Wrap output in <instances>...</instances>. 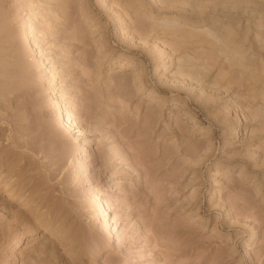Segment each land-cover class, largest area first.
<instances>
[{"label":"rangeland","instance_id":"rangeland-1","mask_svg":"<svg viewBox=\"0 0 264 264\" xmlns=\"http://www.w3.org/2000/svg\"><path fill=\"white\" fill-rule=\"evenodd\" d=\"M160 1L0 0V264H264V6Z\"/></svg>","mask_w":264,"mask_h":264},{"label":"bare ground","instance_id":"bare-ground-1","mask_svg":"<svg viewBox=\"0 0 264 264\" xmlns=\"http://www.w3.org/2000/svg\"><path fill=\"white\" fill-rule=\"evenodd\" d=\"M161 1L163 2V5H164V4H165V5H166V4L168 5V3H169V4H171V3H172V4H175V3L177 4L178 1H179V2L182 1V3L184 4L183 1H185V0H166V2L163 1V0H161ZM161 1H160V3H161ZM193 1H194V3H189V2H192V1H191V0H190V1L188 0V1H187V0H186V2H188V3H186V2H185V3H186V5H188V7L190 8V7H191V4L194 5L195 2H196V1H199V0H196V1L193 0ZM200 1H201V2H200ZM200 1H199V3H198L199 5L197 4L198 6H197V5H196V6H197V8L199 7V8L201 9V8L203 7L202 9H204V7H205L204 5H206V4H208V5H209V4H213V2H211V1H214V0H210V1L207 0L208 2H207V1H203V0H200ZM202 1H203V4H204L203 6H202ZM217 1H219V0H215V1H214V4H216V8H218L217 6H219V5H220V6H223L222 11L225 13V11L228 10V8H227L226 6L224 7V5H227L228 3L221 5V3H222V2H221L219 5H217V4L219 3V2L217 3ZM220 1H222V0H220ZM227 1H229V4L231 3L232 7H230V8H231V10H232V8H233V11H234V10L236 11V9H234L235 6L233 7V4H234L233 1H235V3L237 2L238 5H239V4H240V5L243 4V5H244V6H243L244 8H243L242 6H240V9L243 8V9H241V10H242V11H245V12H246V11H249V10H250L251 12H253V11L259 10L260 8L263 9V6H264V0H231L232 2H230V0H225V2H227ZM205 2H206V3H205ZM209 2H211V3H209ZM180 3H181V2H180ZM200 3H201V4H200ZM223 3H224V1H223ZM232 3H233V4H232ZM172 4H171V5H172ZM189 4H190V5H189ZM214 4H213V6H214ZM229 4H228V6H231V5H229ZM237 4H236V5H237ZM160 5L162 6V3H161ZM165 5H164V6H165ZM178 5H179V3H178ZM186 5H184V6H186ZM238 5H237V6H238ZM173 6H174V5H173ZM175 6H176V5H175ZM181 6L183 7V5H180V8H182ZM196 6H195V7L192 6V7H193L194 9H196ZM200 6H201V7H200ZM209 6H210V5H209ZM176 7H178V6H176ZM192 7H191L190 11L193 10ZM221 8H222V7H221ZM236 8H239V7H236ZM202 9H201V10H202ZM205 9H207V6H206ZM210 9H211V8H210ZM212 9H214V7H212ZM198 10H199V9H198ZM198 10H197V11H198ZM207 10H208V9H207ZM207 10H206V11H207ZM215 10H216V9H215ZM217 10H219V9H217ZM231 10H230V11H231ZM238 10H239V9H238ZM187 11H188V10H187ZM197 11H196V13H197ZM222 11H221V12H222ZM233 11H232V12H233ZM242 11H241V12H242ZM201 12H202V11H201ZM245 12H244V13H245ZM261 12H262V11H261ZM138 13H140V12H138ZM198 13H199V11H198ZM210 13H211V12H210ZM214 13H215V11H214ZM259 13H260V12H259ZM136 14H137V13H136ZM208 15H209V14H208ZM210 15H211V14H210ZM212 15H213V14H212ZM215 15H216V14H215ZM262 16H263V15H262ZM230 17H231V16H230ZM220 18H221V17H220ZM129 19H130V18H129ZM207 19H208V18H207ZM163 20H164V19H163ZM169 20H170V21H169ZM173 20H174V19H173ZM175 20H176V19H175ZM175 20H174V21H175ZM263 20H264V19H263ZM168 21L171 22V19L168 18V19H167V22H168ZM176 21H177V20H176ZM202 21H203V20H202ZM208 21H209V20H208ZM213 21H214V20H213ZM164 22H165V20H164ZM177 22H178V21H177ZM180 22H181V21H180ZM171 24H172V23H171ZM1 25H2V24H1ZM3 25H4V24H3ZM3 25H2V26H3ZM159 25H160V24H159ZM203 25H204L205 27H207V29H206L205 32H204V31H203V30H204L203 27H201L202 29H200V30H202V33H203V32L206 33V34H207V35H206L207 37H208V36H209V37L211 36V39L213 38L214 41H217V42L219 43V44H218V43H217V44H218V46H220L221 48L219 47V48H217V49L222 50V51L224 50L223 52L221 51L222 53H224V52L226 53V50H227V52H228L230 49H233V50H230V51H234L235 47L233 46L234 44L231 45V44H232V39L230 38V36L232 37V36H233L234 34H236V33L233 34V32L230 31L232 28H231V29H228V26H229V25H228V26L226 25L227 27L224 26V27H225L224 29H223V27H220V26H221V23L219 24L220 26H218V23H216V25H215L214 22H212V21H209V22H207V23H205V24H203ZM2 26H1V28H2ZM166 26H167V25H166ZM216 27H217V28L219 27V29H217ZM1 28H0V31H1ZM220 28H222V29H220ZM226 28H227V29H226ZM225 29H226V31H224ZM227 30H229L230 32L227 31ZM3 31H4V30H3ZM233 31H234V30H233ZM227 32H229V33H227ZM200 33H201V32H200ZM204 33L202 34L203 36H204ZM230 33H231V35H230ZM198 34H199V33H198ZM197 36H198V35H197ZM206 36H204V37H206ZM236 36H237V35H236ZM233 37H234V36H233ZM233 37H232V38H233ZM235 38L238 39V37H235ZM233 40H234V39H233ZM211 41H212V40H211ZM234 41H236V39H235ZM240 41H242V40H238L237 42H240ZM207 42H208V40H207ZM209 42H210V41H209ZM237 42H236V43H237ZM210 43H211V42H210ZM212 43H214V42H212ZM233 43H235V42H233ZM241 43H242V42H241ZM237 44H238V43H237ZM237 44H236V49L238 48V45H241V44H238V45H237ZM213 46H214V45H213ZM241 46H242V45H241ZM244 47H245V46H244ZM239 48H240V47H239ZM239 48H238V49H239ZM236 49H235V51H234L235 53L232 52V53H233L232 56H235V55L237 56V57L235 56V57L237 58V59H236V58H235V59H236V61L238 60V61H237L238 63L240 62V64H239V65H241L240 67L243 66L244 68H248V67H246V66H248V65H246V64H248V62H247V63L245 62V61L247 60V58L245 59V57H244V54H245L246 49H244L245 51L243 50L244 52H243L242 50H241V52L238 51L239 53H236V52H237ZM240 49H242V47H241ZM240 49H239V50H240ZM230 51H229V52H230ZM229 52H228V54H229ZM246 53H247V52H246ZM226 54H227V53H226ZM228 54H227V56H228ZM230 55H231V53H230ZM245 55H246V54H245ZM246 56H248V55H246ZM228 57H229V56H228ZM201 59H202V58H201ZM205 59H206V58H205ZM205 59H202L200 62L202 63V61L205 60ZM227 59H229V58H227ZM231 59H233V58H231ZM244 59H245V60H244ZM189 60H190V59H189ZM199 60H200V59H199ZM191 61H192V60H191ZM236 61H235V63H236ZM1 62H2V61H0V65H1ZM3 62H4V61H3ZM203 62H204V61H203ZM238 63H237V64H238ZM3 64H4V63H3ZM196 64H197V63H196ZM203 64H204V63H203ZM207 65H208V64H207ZM239 65H238V66H239ZM249 65H250V64H249ZM194 66H195V65H194ZM198 66H199V65H197V70L200 69V68L198 69ZM250 66H251V65H250ZM252 66H253V65H252ZM204 67H205V66H204ZM191 68H192V67H191ZM191 68H190V69H191ZM193 68H195V67H193ZM249 68H250V67H249ZM256 68H257V67H256ZM166 69H168V66L166 67ZM185 70H186V69H185ZM195 70H196V69H195ZM200 70H201V69H200ZM247 70H248V69H247ZM187 71H188V70H187ZM187 71H186V73L189 74V72H187ZM250 71H251V73H252V70H250ZM255 71H257V70H255ZM253 72H254V71H253ZM192 73H193V72H192ZM260 73H261V72H260ZM188 74H187V75H188ZM197 74H199V73L197 72ZM201 74H202V73H201ZM201 74H200V75H201ZM254 74H255V73H254ZM261 74H262V73H261ZM200 75H199V76H200ZM256 75H257V74H256ZM188 76H189V75H188ZM193 76L195 77V73H194ZM193 76H192V77H193ZM199 76H197V78H199ZM258 76H260V74H259ZM201 77H202V76H201ZM51 79H52L53 81H56V80H57V78H56V74H52V75H51ZM196 80H197V79H196ZM58 91H61V90H58ZM60 94H61V93H60ZM60 98H61V95H59L54 101L56 102L57 107L62 109V105L60 104V100H59ZM63 115H64V114H63ZM65 116L67 117V124H68L69 126H73V124L71 123V122H72V121H71V117H72V116L69 115V114H67V113H65L64 117H65ZM98 194H99L100 199H101V197H103V192H99ZM106 219H107V221H108V224L110 225V222H111L110 218L108 217V218H106ZM21 239H22V234L19 235L17 242L19 243V242L21 241Z\"/></svg>","mask_w":264,"mask_h":264}]
</instances>
